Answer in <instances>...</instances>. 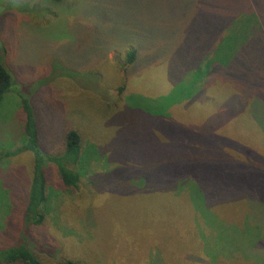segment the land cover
Segmentation results:
<instances>
[{
    "label": "rangeland",
    "instance_id": "1",
    "mask_svg": "<svg viewBox=\"0 0 264 264\" xmlns=\"http://www.w3.org/2000/svg\"><path fill=\"white\" fill-rule=\"evenodd\" d=\"M14 1L28 9L0 15L4 62L14 81L0 101V152L24 142L27 99L42 151L60 154L66 133L76 130L81 153L76 188H66L49 168L48 211L39 230L26 229L22 217L32 154L0 160V246L28 232L42 264H157L158 256L185 264L202 253L239 264L228 259L244 255L248 226L236 224L245 222L250 177L264 164L249 159L248 167H236L234 144L220 148L214 137L207 139L214 163L202 168L205 141L188 132L185 120H212L220 92L230 95V86L235 91L244 74L253 75L249 62L203 81L185 108L178 107L177 121L155 113L156 98L181 101L196 89L193 75L182 77L205 43H213L214 34L202 33L215 20L218 0ZM242 31L235 28L228 51ZM128 45L138 59L124 101L114 104Z\"/></svg>",
    "mask_w": 264,
    "mask_h": 264
},
{
    "label": "trees",
    "instance_id": "2",
    "mask_svg": "<svg viewBox=\"0 0 264 264\" xmlns=\"http://www.w3.org/2000/svg\"><path fill=\"white\" fill-rule=\"evenodd\" d=\"M44 1L55 2L58 0ZM262 3H264L263 0H218L215 20L213 19L207 28H205L204 22L202 25V28L203 26L205 28L202 36L206 33L210 36L214 34V39L211 40L213 43L212 45L205 43L198 55L195 52L197 55L195 63L188 68L182 77V80H185L186 76L193 75V84L196 89H192L193 91L189 93L191 95H187L188 97L183 96L186 98H182L181 101L175 102L173 98H170L166 103H163L162 101L167 98L161 101V97L155 100V104H157L155 113L158 119L165 121L170 117V121H177L181 115L178 107L183 106L185 108V104L197 93V89L202 87L205 81L218 74L220 76L222 74L232 75L234 74L232 68L235 67V64L240 66V64L249 62L247 69L252 68L253 75L242 73L245 76L239 80V88L233 91L230 86L232 91L230 95L220 92V107L218 112L213 115L214 118L211 117L212 120L196 123L195 120L184 119L185 124L190 127L188 132L205 141L204 149L206 150H204L205 154L201 161L202 168L214 163V146H211V149L207 147L211 142L207 139L211 140L214 137L217 139L215 142L221 144L220 148L226 147L228 143H231V146L234 144V153L239 158L235 161L236 167H248L246 161L249 159L252 162L258 160L264 164V10ZM5 6L9 10L24 11L28 9L26 3L14 0L5 2ZM239 25L246 28V32L239 33L240 42L237 47L233 51H228L227 45L236 41L234 32ZM198 27H200L199 24ZM124 48L128 49L125 53V77L120 85L113 88L117 92L114 104H120L124 101L128 85L127 74L138 59L137 48L132 45ZM4 54L3 48L0 49V101L13 87L14 82L11 72L4 62ZM254 56L257 57L252 59ZM233 93H235L234 97H232ZM22 101L24 142L14 149L0 152V160L17 156L23 152L32 154V170L22 217L26 229L39 230L45 228L44 218L48 211L49 192L47 191L49 185L47 173L49 168L58 173L66 188H76L78 185L79 174L75 167L80 161L81 137L78 131L70 130L65 135L63 150L60 154L51 155L43 152L38 144V131L33 108L27 99H22ZM250 178L249 190L251 193L248 192L249 194L244 200V204L247 199L250 202L245 204L247 211L245 222L239 221L236 224L239 228L248 226L246 250L243 252V256L235 254L228 261H238L239 264H264V170ZM176 181L179 182L178 177L174 178V183ZM259 182L262 184L258 185ZM204 196V201L207 202V194ZM237 201L239 200L237 199ZM237 201L236 203L230 201V206L237 207ZM252 201L254 203H251ZM194 204L196 205V203ZM249 233H251L250 238ZM205 238L206 235L203 238L204 241ZM32 244L29 233L24 232L17 242L0 246V264H42L40 255L36 254L35 246ZM206 251L209 250L206 249ZM217 257L218 255L212 256L210 253L209 255L203 253L200 255L190 254L185 264H222L223 262L220 258L217 260ZM156 262L157 264H165L160 256L156 257ZM61 264L82 263L63 259Z\"/></svg>",
    "mask_w": 264,
    "mask_h": 264
},
{
    "label": "water",
    "instance_id": "3",
    "mask_svg": "<svg viewBox=\"0 0 264 264\" xmlns=\"http://www.w3.org/2000/svg\"><path fill=\"white\" fill-rule=\"evenodd\" d=\"M5 9H6L5 5H0V15L5 11ZM2 48H3V44L0 40V49H2Z\"/></svg>",
    "mask_w": 264,
    "mask_h": 264
}]
</instances>
